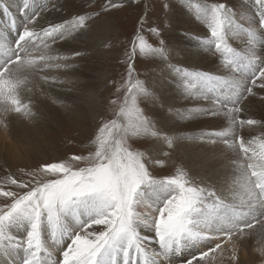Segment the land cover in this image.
I'll return each mask as SVG.
<instances>
[{"label": "snow or ice", "instance_id": "1", "mask_svg": "<svg viewBox=\"0 0 264 264\" xmlns=\"http://www.w3.org/2000/svg\"><path fill=\"white\" fill-rule=\"evenodd\" d=\"M254 3L258 27L250 21L246 27L239 24L226 0L211 6L209 28L213 40L206 43L214 42L215 50L224 56L225 75L180 69L177 72L187 79L190 88L199 85L214 93V97H207L213 107L201 110L200 114L217 116L223 112L227 117L230 127L213 134H235L240 152L253 161L247 168L254 181L246 174L244 177L250 202L248 213L255 212L259 206V215L264 216V137L245 142L238 135V129L260 124L256 119L240 118V113L245 111L240 107L245 94L254 95L249 81L252 86L264 89V55L256 52L257 32L264 30V0H254ZM120 6L105 5V10ZM29 8V0H23L19 11L26 23L12 42L15 47L5 48L0 43V53L6 57L0 62V97H11L12 110L22 112L25 119L35 113L28 104L21 107L17 90L26 82L20 73L38 63L34 51L45 49L38 58L41 62L68 60L67 56L47 54L50 43L73 36L91 19L79 15L37 31L36 27L28 25L36 24L35 16L39 13L33 10L29 15L26 11ZM0 9L5 17L9 16V8L4 3H0ZM229 26L246 33V54L241 55L229 46L226 39ZM137 48L141 56L167 59L163 40L159 47H153L137 34L130 59ZM79 55V52L73 53V57ZM44 67L71 65L45 63ZM249 71L252 76L246 79L243 74ZM132 73L133 64L129 63L125 94L115 112L116 119L99 126L94 153L88 157H70V161L85 160L88 166L74 168L70 161L44 162L36 171L24 173L33 177L34 182L7 177L8 184L27 190L0 191V196L11 201L0 207V264H157L160 257L168 259L169 264H202L209 255L196 251L202 242L230 240L237 233L243 234L245 228L254 227L248 220L241 224L245 214L222 202L215 191L194 186L179 167L176 175L157 178L147 166L149 157L132 150V139L142 136L162 138L169 149L174 147L173 140L155 129L141 107L145 100L162 104V99L140 80H133ZM190 88L186 86L192 95ZM217 104L222 107H216ZM224 108L227 111H223ZM149 201L151 212L141 213L140 206ZM257 222L261 221L257 219ZM142 227L154 232V238L142 235ZM65 240L70 243L62 248ZM145 241L158 244L159 251H150ZM220 248L221 244L216 243L210 251ZM55 253H59V259L53 258ZM186 253V258L175 260L185 257ZM261 254L264 255V250ZM232 259L235 260V254Z\"/></svg>", "mask_w": 264, "mask_h": 264}, {"label": "rangeland", "instance_id": "2", "mask_svg": "<svg viewBox=\"0 0 264 264\" xmlns=\"http://www.w3.org/2000/svg\"><path fill=\"white\" fill-rule=\"evenodd\" d=\"M10 1L12 2L13 0H0V2L5 4V6L10 7L12 9L13 5ZM21 1L23 0L18 1V5H17L18 7H16V9L18 10L21 7V5L19 4V2ZM230 1L231 0H226L227 7L231 9L236 8V6H231V7L229 6L231 5ZM54 2L59 4L62 2L61 3L62 6L64 5L68 6L69 12H62L63 14H65V17L67 18L68 21L79 15H85L91 17V19L87 20V26L85 28L80 29L78 34H82V35L89 34L88 38H91L90 33H93L95 31L96 32L101 31L103 33L100 39L101 42L98 43L99 45L98 49L94 53L92 52V49L90 47H87L88 44L85 46L84 49L80 51L74 50L73 52H71V53L79 52L81 56L86 55L87 57H90L91 53H93L95 56L98 57V58L96 57L97 62H95L97 66L95 75L101 74L102 79H100L99 83H96L95 85L96 86L95 100H97L96 101L97 113H94V115L91 116L90 118L86 117L88 118V120L82 119L80 121L77 120L74 121L72 119V121L70 120L69 124L65 125L64 127H59L54 125L52 127L50 125L42 126V128L40 129V134H38L36 146L32 145L30 141L29 142L18 141L15 143V141H10L9 138H7L6 140L1 139L0 159L2 160L1 161L2 172L0 175V191L21 192L27 190V189L21 190L13 185L8 184L6 182V179L9 176H12L18 181L23 180L26 182L28 181L34 182L33 177L24 175V173L36 171V169L44 162L70 161V157L74 155L88 157L90 154L94 153L96 148V145L94 143L95 135L98 131L99 126H101L102 123H106L111 119H116L115 112L118 111L119 105L123 101V96L125 94V82L127 81V65L129 63L133 64V73H132L133 80H137V79L140 80L152 92L154 90V83L158 82L159 80L158 79L159 74L170 73V75L174 76V78H178L179 75L176 72L177 69L181 70L180 66L182 62L177 59H181V58L177 57V59H170L169 55L173 50L176 52H180V51L184 52L183 48H185V45L179 46L177 42L176 43L174 42V40L176 39L175 38L176 35L180 37L183 36L182 40H184L185 37L187 38V36L188 39L191 38L193 40L196 37L194 35H196L197 31L194 30L195 28L193 29L194 23H191V20L193 18H196V15L194 14L193 11L191 12V7H193L194 5H200V6L206 5L208 6V8H210L212 4L225 2V0H52V2L51 0H49L44 2L41 8H46ZM248 2H249V7L251 8V10H253L254 0H251V3L250 0H248ZM109 4H118L121 6L116 8L108 7L107 10H105V5H109ZM177 4L182 6L185 11L188 10L187 16H189V18H188V23L184 22L185 26L182 24H177L178 22L175 19V16L178 15L176 14L178 13V10L176 9ZM243 4H245L243 8L246 10L245 7L246 1ZM1 10L2 9H0V16L2 15V17H4L3 11L1 12ZM9 13L10 14L7 17V20L4 21L0 20V31L2 30L3 24L5 25V30L7 29L6 25H8L10 19L15 22L17 32L21 31L23 26L25 25V22L23 23L24 16L21 13L15 16L12 12H10V10ZM190 13L192 14L191 16ZM255 15L256 14L253 15V17L256 18L255 26L258 27L259 19ZM237 22L246 27V25L240 19H237ZM20 24H22V27L20 26ZM184 28H186L187 30L186 29H185L186 31L183 30ZM152 29H156V31L153 32ZM200 32L201 34H205V35L208 34L207 36L210 35V30H206V31L203 30ZM242 32L243 31H241L240 36H237L238 35L237 34L231 40L227 39V42L230 47H233L237 51L243 52L242 50L243 47L247 45V35L246 33L243 32L244 33L243 34ZM238 33L240 34V31H238ZM137 34L143 36L145 41L152 44L153 47H159L160 41L163 40L164 47L166 49L167 59H161L159 57H151V56H141L138 48L135 54L132 55L130 59L129 57L130 54L132 53L133 41H135ZM257 37L258 39L264 37V30H261V33L258 31ZM71 39H73V37ZM71 39H69V41ZM88 40L89 39H86V42ZM13 41L14 39L9 34H7V30L4 31L2 37L0 35V43L4 44L5 48H7L8 46L14 48L15 45L13 46L12 43ZM66 48L68 47L63 45V49L66 50ZM40 50L45 51V49L41 47L39 50H36L34 52L35 57L38 56L39 54L40 55L42 54ZM62 51L63 50L61 49V47H59L56 50V52L58 53H61ZM64 54H65L64 56L70 55L69 51L68 52L66 51ZM0 55L3 56L2 53H0ZM87 61H89V59ZM87 61L85 59L76 60V58H74L72 64L74 66H77L76 71L79 72L82 71L81 68L83 65L84 66L87 65V68L90 69L91 65L89 66L88 65L89 62ZM166 61H169V63L165 65L164 63ZM40 62L41 61H39L37 65L40 64ZM56 62L57 63L60 62V64H67L66 60L64 61L61 60ZM42 65H40L41 70L43 68H46L44 67V65L43 66ZM47 70L48 72H52V73L56 72L59 74L61 73L62 68H54ZM63 73H65L67 75L66 78H68V81L66 83H63L61 85L60 81L52 80L50 81L49 86H51V88H53L54 90L56 89L58 91L60 90V87L62 88L67 87L68 89L67 93L76 96L79 93L76 94V90H74L72 85H67L69 82V77L72 79V81H76L79 83L82 82L78 81L76 74L72 73V71L70 70H66ZM257 82H258L257 84H259V81ZM254 88H255L254 91H264V89H261L259 87L254 86ZM74 92L75 94H73ZM245 95H246V99H244L241 102L240 107L242 106L243 103L244 106L246 105V100L248 95L247 94ZM78 98H80V96ZM260 98L264 99V94L261 95ZM72 100L67 102L66 104H68L70 108L71 107L75 108L74 104L77 103V100L76 99H72ZM113 101H115V103H113ZM217 106L220 105L217 104ZM141 107L146 110V115H148V117L153 121L155 129L162 132L163 121L159 117H156V115L153 113L151 103L145 100L143 101V103H141ZM250 112L251 111H249V114ZM172 114H176V111L172 112ZM222 114L223 112H221V115L218 116H222ZM216 125L217 126L215 125L213 126L215 127V133L223 132L228 127L227 125L223 126L222 123ZM245 127L243 129H238V135L240 138H242L240 136L241 135L240 132L243 131ZM162 133L168 135V133H164V132ZM183 134L186 133L182 131L181 135H176L178 139L173 136L169 137L174 142V147L172 149H169L167 147V141H163L162 138L158 139L151 136H142L138 138H133L131 141V148L132 150L143 152L145 156L149 157L148 161L146 162L147 166L149 167V170L153 173V175L156 176L157 178L174 176L176 175V168L179 167L181 171L186 173V178L190 181V183L196 186V184H199L198 183L199 181L197 180L194 181L192 179V177L194 176L192 177L190 176V171L186 168L185 164L183 163L182 154L179 152L178 149H176L175 146H177L178 143L181 142L183 143L186 141H188V144H197L198 142H196V140H191L187 135L183 136ZM181 136L183 139L180 140L179 138H181ZM195 136L196 137L198 136V138L201 137L200 139L202 140L214 141L216 148L218 147L217 149L219 150V152L217 151V155L220 154V156H224L223 153H225V159H227L226 158L227 150L224 149L228 148L229 146L230 148L234 147L237 153L234 152V149L230 150L231 155L233 156L230 158L229 162L231 164L234 163L236 164L237 161L241 159L242 167L244 166L246 168V172H247L246 175L248 174L249 175L248 177H250V179L253 180V177H251V170L247 168L248 165L247 163H250L252 161H250L248 158H246L243 155V153L240 152L239 145L237 143V136L235 134L229 133L227 136H219V135H214L212 133L211 136V135H206L204 133L200 135L196 134ZM229 136H231V138ZM227 137L230 138L228 141H226ZM242 139L245 140L244 138ZM182 140H186V141H182ZM1 141L4 145H1ZM159 143L162 146V149L160 150L156 149L154 154H152L150 152V150L153 148L152 145L154 144L158 145ZM222 143L224 144L222 145ZM205 146L200 145L199 148H205ZM233 159L235 161H233ZM70 162L72 163V166L74 168L88 166L87 161L85 160L70 161ZM50 178L51 177H49V179ZM10 202H11L10 198L0 196V207H3L5 203H10ZM236 210L239 211L240 208H236ZM255 216L261 222L260 223L257 222L256 221L257 219L252 218L253 216L249 217L248 221L253 223L254 227L245 228L243 232L244 234L237 233L239 236L236 234L234 235L235 237L232 236L230 240H228L227 238L213 240V243L215 244L220 243L222 241L221 242L222 244L220 243L221 248L217 249L215 252L210 251V249L213 248V247L210 248L211 245L209 246V244L206 243V247H205L204 245L205 243L203 242L201 246L199 245V247H197L196 251L198 253L208 252L209 255L210 254L212 255L208 264H264V255L261 254V250H264V229H263L264 225H262V223H264V219H263L264 217L260 216L259 213L258 215ZM244 219L247 220L246 215H244ZM244 219L240 221L241 224L244 223ZM94 227L99 229L102 226H94ZM261 234H263V236ZM68 243H70V241ZM202 247L205 249V251H201ZM242 253L244 254V256ZM233 254H235V260L232 259ZM185 255H186L185 257H187V253ZM185 257H176L175 260L179 261L181 259H184ZM160 258L162 260H160ZM160 258L158 259L157 264H167V263L169 264L168 259L166 258L163 259V257Z\"/></svg>", "mask_w": 264, "mask_h": 264}, {"label": "bare ground", "instance_id": "3", "mask_svg": "<svg viewBox=\"0 0 264 264\" xmlns=\"http://www.w3.org/2000/svg\"><path fill=\"white\" fill-rule=\"evenodd\" d=\"M18 1L19 0H13L12 2L10 1L13 5L12 9L8 7L10 12H12L15 16L20 13V11L16 9V7H18L17 6ZM46 1L49 0H29L30 8L26 10L28 14L31 15L33 10H35L39 14L35 16L36 24L35 25L30 24L28 26L36 27L37 31H40V29L43 27H48L52 23H62L64 21H68L67 18L65 17V14L62 13V12H69L68 6H65L64 4H63L64 6H62L61 4L62 2L60 4L54 2L50 5L48 4L49 6L44 8L45 9L44 11H41L42 4H44V2ZM245 1H246V6H245L246 10L243 8L245 5L243 3ZM22 2L23 1L19 2V4L22 5ZM230 3H231V5H229L230 7L236 6V8L232 9L234 11L236 19H240L246 26L249 21L252 22L253 25H255L256 18L253 17V15L256 14L255 3L253 10H251V8L249 7L248 0H242V1L231 0ZM176 7L175 8L178 10V13H176L178 15L175 16V19L178 22L177 24H182L185 26V23H188V18H189V16H187L188 10L185 11L184 8L178 4L176 5ZM210 8H208V6L206 5H202V6L194 5L193 7H191V12L193 11L194 14L196 15V18H193L191 20V23H194L193 29L195 28L194 30L197 31L196 35H194L196 36L194 40L191 38L188 39V36L187 38L185 37L184 40H182L183 36L180 37L176 35L175 37L176 38L174 40L175 43L177 42L179 46L185 45V48H183L184 52L183 51L176 52L173 50L171 51L169 58L170 59H177V57L181 58V59H177L182 62L180 66L181 71L184 70L202 71L214 76H223L226 73L224 56L215 50L214 42L206 43L207 41H212L213 38L211 37V35L207 36L208 34L205 35V34H201L200 32L203 30L204 31L210 30L209 28L210 11H208L210 10ZM191 15L192 14L190 13V16ZM23 19H24L23 23L24 22L26 23L25 18ZM0 20L1 21L7 20V17L5 16L2 17L1 15ZM20 26L22 27V24H20ZM185 29L186 28H184L183 30ZM6 30H5V25L3 24L2 30L0 31L1 37L4 31ZM237 30L240 31L239 29H236L233 26H229L228 29L226 30L227 32L226 39L231 40L237 34H238L237 36H240L241 31L239 34ZM102 34L103 33L101 31L100 32L95 31L93 33H90L91 38H88L89 34L82 35V34H78L77 32L74 33L73 36L68 37L64 40L56 41L55 43H50V48L47 50V54L64 56L65 55L64 53L66 51L67 52L69 51L70 54L69 56L66 55L67 57H69V59L66 60V63L68 65H71V67L62 68L61 73L59 74L56 72L55 73L48 72L47 69H54L55 67H46L43 68L42 70L40 69L41 68L40 65L42 64L44 65L45 63L55 64L57 63L56 61L40 62V64L36 65L35 67L25 69L22 73H20L21 79H25L26 81L17 90V95L19 96L20 105L22 107L23 105L28 104L31 110L35 113V115L29 117L28 119H25L22 112H16L15 110H12L11 97L7 99L0 97V136H1L0 140L1 139L6 140L7 138H9L10 141H15V143L18 141H24V142L30 141L32 145L36 146L38 134H40V129L42 128V126L50 125L52 127L54 125V126L64 127L65 125L69 124L70 120L72 121V119L74 121L76 120L80 121L82 119L88 120V118L93 116L94 113H97L96 112L97 100H95V89H96L95 85L96 83H99V80L102 78H101V74L95 75L97 69V66L95 64V62H97L96 59L97 56H95L93 53L98 49L99 46L98 43L101 42L100 39ZM72 37L73 39H71ZM69 39L71 40L69 41ZM86 39L89 40L86 42ZM87 44H88L87 47H90L93 52L91 53L90 57H87L86 55H82V56L79 55L72 58L73 53L71 52H73L74 50L80 51L84 49ZM63 45L67 46L68 48L64 50ZM59 47H61V49L63 50L61 52L62 54L56 52V50ZM246 47L247 45L243 47L242 49L243 52L239 51L241 52V55L246 54ZM40 52L43 54L45 51L40 50ZM256 52L257 55H264V37L257 39ZM39 56L40 54L35 57L37 58L38 62H39L38 59ZM74 58H76V60L85 59L86 61L89 59V61L87 62H89L88 63L89 66L91 65L90 69L87 68V65L86 66L83 65L81 68L82 71L79 72L76 71L77 66H74L72 64ZM4 59L5 57L0 55V62H3ZM168 63L169 61H166L164 64L166 65ZM66 70L72 71V73L76 74V77L78 78L77 80L82 82L79 83L76 81H72V79L69 77V82L67 85H72L74 90H76V94L79 93L76 96L67 93L68 92L67 87L65 88L60 87V90L58 91L56 89L54 90L53 88H51V86H49L50 81L52 80L60 81L61 85L63 83H66L68 81V78H66L67 75L63 73ZM245 74L251 76L250 71L246 72ZM178 75H179L178 78H174V76H171L170 73L159 74L158 82L154 83L153 93L162 99V104H151V106H152V111L156 115V117H159L163 121L162 132L168 133L167 135L168 137L173 136L178 139L176 135H181L182 131H184L186 134H183V136L187 135L191 140H196V142H198L197 144H188V141L182 140L186 142L178 143V145L175 146L176 149H178L179 152L182 154L183 163L185 164L186 168L190 171V176L191 177L194 176L192 177V179L194 181L196 180L199 181L198 182L199 184H196V186L204 187L209 190L215 191L217 193V196L222 200V202L232 205L235 208H240L239 211L245 214L247 220H249V217L258 215L260 209L259 206H257L255 212L248 213V204L250 202L248 200V185L246 184V180L244 178L245 174L247 173L246 168L244 166L242 167L241 159L239 160L237 159L238 161L236 164L235 163L231 164L229 162L230 158L233 156L231 155L230 150L234 149V152L237 153L236 149L234 147H231L232 148L231 149L230 146L228 148H225L224 150H227V155H226L227 159H225V153H223L224 156H220V154L217 155V151L219 152V150L217 149L218 147L216 148L214 141L202 140L200 139L201 137L198 138V136L197 137L195 136L196 134L200 135L204 133L206 135L212 136V133H215V127L213 126L214 125L217 126L216 124H220V123H222L223 126L227 125L228 127L226 129H228L230 127V124H228L229 121L225 115L223 116V114L222 116L200 114L201 110L209 109L213 107L211 100H209L207 97H214V93L206 89H201L199 85H197L195 88H190L187 79L184 78L181 74ZM244 77L247 79V76ZM186 86L190 88L192 95H189L188 91L186 90ZM249 86L253 87V92H255V94L247 97L245 106L244 103L242 104L241 107L244 108L245 111H243V113L240 114V118L241 119L251 118L256 120L258 119V121L261 122L260 124L257 125H253L250 127L247 126L243 131L240 132L241 134L240 136L245 139L244 140L245 142L255 138L264 137V99L260 98L261 95L264 94V91H254L255 88L254 86L251 85L250 81H249ZM73 94H75V92ZM79 96L80 98H78ZM72 99L77 100V103L74 104L75 108L72 107L70 108L68 104H66ZM228 106L230 107L231 105ZM216 107H222V106L216 105ZM223 110L227 111V108H224ZM174 111H176V114H172V112ZM249 111H251L250 114ZM229 133L233 134L232 132ZM229 137L231 138V136ZM230 138L227 137L226 141H228ZM179 139L180 140L183 139L182 136ZM223 144L224 143H222V145ZM1 145H4L2 141H1ZM156 145L155 144L152 145L153 148L150 150L152 154H154L156 149L158 150L162 149L160 143L157 145V148ZM200 145L201 146L206 145V146L205 148H199ZM1 161L2 160L0 159V175L2 172ZM233 161L235 160L233 159ZM248 176L249 175L247 174V177ZM254 179L255 178H253V181ZM149 203H151V201L145 203L144 205H141L139 211L141 213L151 212V209L148 207ZM251 203L254 204L255 201H251ZM262 225H264V223H262ZM140 232L144 236L154 238V232L148 231L143 227L140 229ZM17 235H22V232H17ZM261 235L263 236V234ZM68 242L69 240L65 241L64 244L62 245V248L66 247ZM145 243L150 251L152 249H157L156 251L159 250L158 244L152 243L150 241H145ZM207 244H209V246L211 245L210 248L215 247V243H213V241ZM204 245L206 247V243ZM201 251H205V249L202 247ZM211 257H212L211 254L205 257L202 264H208ZM53 258L59 259V253H55ZM160 260L162 259L160 258Z\"/></svg>", "mask_w": 264, "mask_h": 264}]
</instances>
